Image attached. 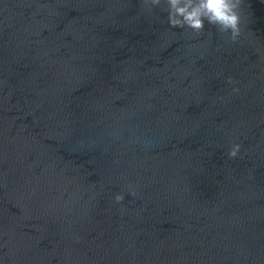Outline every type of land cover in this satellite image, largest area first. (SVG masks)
<instances>
[{
    "label": "water",
    "instance_id": "water-1",
    "mask_svg": "<svg viewBox=\"0 0 264 264\" xmlns=\"http://www.w3.org/2000/svg\"><path fill=\"white\" fill-rule=\"evenodd\" d=\"M240 16L0 0V264H264V0Z\"/></svg>",
    "mask_w": 264,
    "mask_h": 264
},
{
    "label": "clouds",
    "instance_id": "clouds-1",
    "mask_svg": "<svg viewBox=\"0 0 264 264\" xmlns=\"http://www.w3.org/2000/svg\"><path fill=\"white\" fill-rule=\"evenodd\" d=\"M162 2L167 5L169 23L174 28H188L199 34L207 22L222 34L231 33L233 42L241 36L240 8L243 0H151L156 6ZM239 151L240 146H234L229 153L230 158L237 157ZM116 199L120 202L124 197L117 196Z\"/></svg>",
    "mask_w": 264,
    "mask_h": 264
}]
</instances>
